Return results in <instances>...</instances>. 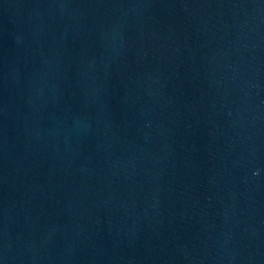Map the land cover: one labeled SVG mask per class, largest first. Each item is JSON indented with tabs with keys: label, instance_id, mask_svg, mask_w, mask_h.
<instances>
[{
	"label": "water",
	"instance_id": "obj_1",
	"mask_svg": "<svg viewBox=\"0 0 264 264\" xmlns=\"http://www.w3.org/2000/svg\"><path fill=\"white\" fill-rule=\"evenodd\" d=\"M0 264H264V0H0Z\"/></svg>",
	"mask_w": 264,
	"mask_h": 264
}]
</instances>
